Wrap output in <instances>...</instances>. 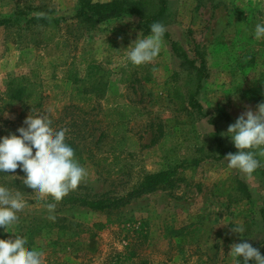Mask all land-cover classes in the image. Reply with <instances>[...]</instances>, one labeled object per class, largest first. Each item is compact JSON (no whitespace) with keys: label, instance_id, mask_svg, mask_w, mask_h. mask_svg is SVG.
<instances>
[{"label":"rangeland","instance_id":"1","mask_svg":"<svg viewBox=\"0 0 264 264\" xmlns=\"http://www.w3.org/2000/svg\"><path fill=\"white\" fill-rule=\"evenodd\" d=\"M146 2L156 11L159 0ZM165 4L168 35L159 56L133 66L127 48L149 34L137 15L90 28L73 18L80 0H0L6 22L0 26V136L18 135L28 115H47L54 130L66 128L87 171L73 195L122 197L165 170L183 180L172 191L104 212L55 205L50 213L25 196L29 204L13 232L0 229V239L24 237L29 249L44 251L46 264H234L230 246L242 241L264 255V157L248 176L216 152L220 143L234 153L221 133L264 102V41L253 38L255 25L264 23V0ZM170 41L197 66L204 62L195 95L201 112L181 107L178 97L195 93L198 80L181 66ZM18 87L23 103H11ZM23 175L19 169L0 173V185L29 192L17 178ZM237 224L245 228L242 237L231 231Z\"/></svg>","mask_w":264,"mask_h":264},{"label":"clouds","instance_id":"2","mask_svg":"<svg viewBox=\"0 0 264 264\" xmlns=\"http://www.w3.org/2000/svg\"><path fill=\"white\" fill-rule=\"evenodd\" d=\"M165 32L164 24L154 22L147 36L136 39L127 48V63H151L162 50ZM253 38L264 41V23L255 25ZM23 125L17 128L18 135L0 136V173L8 175L19 169L24 175L15 177L30 190L22 193L18 188L0 185V229L8 233L13 232L18 214L29 204L25 196L36 201L50 198L53 202L46 207L52 213L56 203L75 191L87 176L86 169L75 159L74 149L66 143V128L54 130L47 115H28ZM221 135L230 138L237 149L224 157L227 167L251 176L261 166L257 157H264V102L255 110H245ZM49 219L54 220L55 216L50 215ZM231 231L242 237L245 228L237 224ZM228 255L234 264H264V255L246 241L233 243ZM0 264H46L45 253L29 249L26 239L16 235L15 239H0Z\"/></svg>","mask_w":264,"mask_h":264},{"label":"trees","instance_id":"3","mask_svg":"<svg viewBox=\"0 0 264 264\" xmlns=\"http://www.w3.org/2000/svg\"><path fill=\"white\" fill-rule=\"evenodd\" d=\"M81 9L75 14L74 19H79L83 23L88 24L90 28L94 25L112 19L121 17L123 15L134 14L141 19V24L139 28L143 33H150V26L154 22H159L165 25L168 24L167 17L168 12L165 4V0H159L156 11L151 10L147 7V2H132L128 0H111L107 3H91L90 0H80ZM149 9V12L148 10ZM37 21L42 24H50L46 18H37ZM57 23V21H52ZM5 21H0V26H2ZM168 34L165 32L164 36ZM171 50L176 58L182 61L181 66H186L189 69L190 75L193 74L197 78V91L187 96L188 98L181 95L178 97L180 99L181 107H184V103L187 104L191 109H197L201 112V106L198 104L195 95L201 89V81L205 77L204 74V62L201 60L197 66V59H190L188 55L181 51L177 42L170 41ZM25 91L21 88H15L11 90V103H23V96ZM178 95V91L176 93ZM177 100V98H175ZM186 100V102L182 101ZM40 102L35 106L39 107ZM68 143L75 152V159L78 163H82L83 160L78 158L79 152L77 146L72 140L66 139ZM237 149L234 150V153ZM216 152L218 154L217 159H222L227 155V150L221 149V144L218 143ZM181 178L177 176L176 170H165L154 174H149L145 176L134 188H132L125 196L122 197H112L110 193L98 194L94 196L85 195H73L69 194L65 196L60 202L56 203L59 206H69V207H79L85 208L94 212H104L109 210H116L124 205L128 204L131 200L139 199L143 196L155 193L157 191H172L178 187L182 182ZM239 190L244 193L246 190L245 185L238 182ZM228 193L225 191L224 194ZM53 202L50 198L41 203L46 205L47 203ZM263 229H264V209L260 212Z\"/></svg>","mask_w":264,"mask_h":264}]
</instances>
